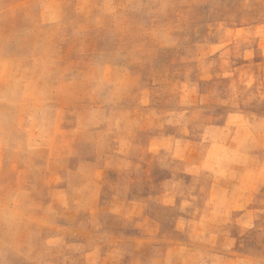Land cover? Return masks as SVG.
<instances>
[{
	"label": "rangeland",
	"instance_id": "1",
	"mask_svg": "<svg viewBox=\"0 0 264 264\" xmlns=\"http://www.w3.org/2000/svg\"><path fill=\"white\" fill-rule=\"evenodd\" d=\"M0 264H264V0H0Z\"/></svg>",
	"mask_w": 264,
	"mask_h": 264
},
{
	"label": "crops",
	"instance_id": "2",
	"mask_svg": "<svg viewBox=\"0 0 264 264\" xmlns=\"http://www.w3.org/2000/svg\"><path fill=\"white\" fill-rule=\"evenodd\" d=\"M155 143V139H151L148 144L147 147L151 148ZM96 162H99L97 159H90V158H85L83 159L78 168L76 169V171H74L76 174H79L83 171V169L85 168H89L92 170L93 174H92V178H93V187L91 192L94 193L95 189L97 187V180L95 179V171L98 168V164ZM168 181L170 179H167ZM108 208L109 211L112 215H116V216H123L127 221H135V222H140V220L137 217V207L132 204V203H128L124 200H122L121 196L115 195V197L109 202L108 204ZM102 253H98L96 250L92 251L90 253H88V257H92V260L95 259L96 257L100 256Z\"/></svg>",
	"mask_w": 264,
	"mask_h": 264
}]
</instances>
